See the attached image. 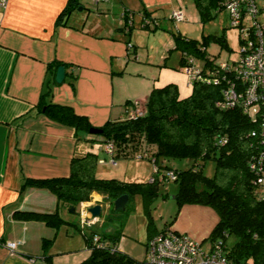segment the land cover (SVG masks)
<instances>
[{
  "label": "crops",
  "instance_id": "crops-1",
  "mask_svg": "<svg viewBox=\"0 0 264 264\" xmlns=\"http://www.w3.org/2000/svg\"><path fill=\"white\" fill-rule=\"evenodd\" d=\"M67 1L6 0L5 6L0 5V264H79L90 253L82 234L70 223L54 229L41 220L19 215L21 211L58 208L66 220L78 219L68 206L58 205L49 189L23 183L27 178L68 175L73 156L95 152L88 142L93 139L89 131L76 129L40 108L42 92L50 89L47 100L70 105L94 126L122 116L132 107V101L144 102L152 86L158 84L155 71L142 69L143 62L132 71L127 69L131 61L123 67L124 59H137L139 33L134 28L136 19L141 20L143 8L159 21L148 29L151 32L171 27L174 22L167 15L172 10L180 9L183 18L189 15V7L194 5L197 10L194 0H81L80 9L78 5L64 22L56 23ZM88 1L94 8L88 7ZM127 10L132 11L133 17L129 32L122 29L125 18L121 13ZM128 41L133 44L132 49L128 48ZM167 46L165 43L163 48ZM166 57L163 65L172 64ZM54 62L65 64L60 83L52 78L56 71L55 68L52 73ZM127 74L132 75L131 79ZM103 159L98 155V163ZM98 163L96 175L113 177L101 173L105 170ZM101 196L92 191L87 201L100 203L102 214ZM184 206L199 210L201 219L209 211L208 205ZM131 213L122 233L135 236L137 230L129 226ZM101 214L93 224L98 230L103 226ZM209 221L201 220L194 228L174 221L171 227L202 240ZM161 227L148 230L144 257L148 237ZM44 238H52L46 247L42 244ZM117 246L140 259V250L133 244Z\"/></svg>",
  "mask_w": 264,
  "mask_h": 264
},
{
  "label": "trees",
  "instance_id": "trees-1",
  "mask_svg": "<svg viewBox=\"0 0 264 264\" xmlns=\"http://www.w3.org/2000/svg\"><path fill=\"white\" fill-rule=\"evenodd\" d=\"M194 2L202 21L224 9L222 0ZM81 3V0H68L59 12L56 23L64 22L70 11ZM126 12L132 13L129 10ZM141 15L140 26L152 29L158 25V19L146 8H143ZM122 17L125 18L122 29L129 32L133 18L132 23L128 24L126 17ZM172 34L174 48L180 51V65L187 63L188 55L194 57L195 63L197 57L203 58V65L199 66L201 77H195L189 82L190 92L181 95L174 81L154 84L143 103L142 114L132 117L126 111L122 116L96 126L101 128V132L95 133L101 137L100 140L113 143L110 152L113 161L120 156H140L151 160L153 169L150 178L134 181L98 176L95 173L98 157L95 152L87 151L71 158L68 175L27 178L23 183L49 189L55 194L58 205H66L68 208L74 206V213L78 214V219L74 220L63 218L58 208L45 212L21 211L19 215L41 220L54 229L63 223L73 225L82 234L90 251L79 264H147L145 257L144 260L136 259L120 250L117 244L124 222L132 211L134 195L139 193L148 206L159 195L166 196V193L159 192V186L160 182L168 178L178 183L174 197L179 207L197 203L214 208L218 219L207 239L221 240L233 264H264V192L255 184V174L249 166L250 160L263 145L260 143L264 138L260 123L263 122L264 104L253 105L248 109L245 108L243 98H238L234 104H227L224 103L223 95L230 81L236 83L238 92H243L246 87L244 82L235 77L236 73L232 69L233 63L242 58L246 40L240 37L238 31L239 56L224 60L229 62L230 68L229 73L223 77L222 71L216 68L218 60L207 53L206 44L209 40H215L220 45H226L225 33H207L200 39L177 31ZM128 43L131 44L129 49H132L133 44ZM59 64L65 65L54 62L52 73ZM214 75L219 76L218 82L212 80ZM70 84L74 88V81ZM50 91L47 89L40 96L38 104L41 109L44 108V112L79 130L89 131L94 126L85 115L76 113L70 105L47 100ZM134 103L132 101V105ZM251 131L255 132L252 134ZM90 134L89 137L93 138ZM177 158H188L190 163L183 168L177 167L170 162ZM207 159L215 163L212 175L204 173ZM92 191L103 195L106 213L103 211L101 215L102 223L108 220L115 222L113 231L96 229L93 224L97 222L85 226L81 224L79 203L89 199ZM122 193H127L129 199L123 210H117L113 207V200ZM107 210L111 211L108 217ZM172 222L166 221L158 230H175L171 227ZM153 229L156 227L148 226L149 231ZM230 235H234L235 240L227 246L225 242ZM95 236L97 240H94ZM51 239L44 238L43 246L46 247Z\"/></svg>",
  "mask_w": 264,
  "mask_h": 264
},
{
  "label": "rangeland",
  "instance_id": "rangeland-1",
  "mask_svg": "<svg viewBox=\"0 0 264 264\" xmlns=\"http://www.w3.org/2000/svg\"><path fill=\"white\" fill-rule=\"evenodd\" d=\"M87 5L90 8H94V4L89 1ZM214 12L215 9H213L212 13ZM138 21L139 20L136 19L134 28V30L139 33L136 40V43L138 44V51L136 54L137 59H127V62L124 59L123 67L131 61V65L129 64L130 66L128 65L129 67L127 69H131L132 71L137 66H140L138 64L139 62H143L144 64L142 65V69L144 68V70H149L150 72L155 71L156 75L154 76L157 77L156 83L161 84L163 81H174L178 84L181 95H185L190 92L191 84L188 81V74L183 70L182 65L178 63L179 50L174 48V40L172 36L173 31H177L183 35L197 39H200L201 36L207 33L223 32V34L225 33L227 41L226 45H220L218 41L209 40L206 44L207 53L211 57H214L215 60L235 59L239 56V30L236 26L229 25L228 14L224 9L219 10L214 16L202 21L193 5L191 9L189 7V15H186V18L173 21L174 23H170L171 27L166 28L163 31H160L161 29H156L151 32L149 31L151 28L140 26V21ZM160 32L163 33L160 35ZM165 43H168L169 46L163 48ZM168 49L170 50L168 51ZM165 55L167 56L166 60L171 62L173 65H163ZM196 64L201 67L203 65V58L197 57ZM126 77L130 78L132 75L127 74ZM90 136H92L93 139H91L92 141H88L90 143L89 145L93 146V150L97 152L100 157L104 158L103 162L98 163L99 160L97 161L99 168L105 170L101 173H109L108 175H113V177H117L118 179L134 181L147 180L150 178L153 169L151 160L140 156H120L113 161L109 151H106L105 149L101 150V148H104V143L101 142L99 138L96 139L98 134L91 133ZM170 162H173L177 167L183 168L190 163V159L177 158ZM214 166V161L212 159H207L203 168L204 173L212 175L214 172ZM177 188L178 183L173 178H168L160 182L159 186V192L164 194L166 193L165 197L159 195L148 206H146L139 193L135 194L132 198L133 207L132 213L130 214L131 218L129 226H131V228L133 227L137 231H135V236L125 235L122 233L123 236L119 238L118 244L123 245V243L125 244L129 242L136 246L137 251L140 250L139 260H144L143 249L144 241L148 233V226L158 228L163 226L164 223L169 220H173V222H184L189 228H194L199 226L201 220L209 219L210 221L206 222L207 230L204 243L208 241L207 236L218 218L217 212L214 208L209 206V211L205 212L204 215L202 214L203 217L201 219L199 210L189 206H184V204L179 207L174 197ZM105 209L106 208H104L103 211ZM110 214L111 211L107 210L106 216L108 217ZM174 215L175 217H173ZM105 222L106 223L103 224L101 229L104 231H113L115 228V222L113 223L110 220ZM197 240L200 239L198 238ZM234 240L235 236L230 235L227 237L225 243L227 246H230Z\"/></svg>",
  "mask_w": 264,
  "mask_h": 264
},
{
  "label": "built area",
  "instance_id": "built-area-1",
  "mask_svg": "<svg viewBox=\"0 0 264 264\" xmlns=\"http://www.w3.org/2000/svg\"><path fill=\"white\" fill-rule=\"evenodd\" d=\"M0 5L5 6L6 0H0ZM222 6L228 14L230 25L236 26L240 37L246 40L243 44L242 58L235 61L232 67L236 73L235 77L244 82L246 87L243 92H238L236 83L230 81L228 88L223 91L224 103L234 104L238 98H243L245 108L248 109L253 105L264 104V0H222ZM121 15L126 17L128 24L132 23V13L122 11ZM183 17L180 9L172 10L168 15V18L174 21L181 20ZM146 20L147 17L144 21ZM249 36L254 38L251 39ZM130 46L131 44L128 43V48ZM182 68L188 74L189 82L195 77H201L200 67L195 63L193 56H187V63L183 64ZM216 68L222 71L224 77L229 73L230 65L227 61L218 60ZM212 80L218 82L219 76L214 75ZM260 101L263 103H259ZM143 111V103L135 100L127 113L134 117L142 114ZM262 117L263 122L260 125L264 135V116ZM254 132L251 131L252 134ZM260 143L263 144L262 148L250 160L249 166L254 171L255 184L264 192V138ZM103 149L111 152L113 143L109 141L104 143ZM101 200L103 195L99 201ZM95 201L83 200L79 203L80 222L84 226L97 220L98 216H92L87 209ZM97 239L95 236L94 240ZM145 260L147 264H233L221 240L204 243L202 240L171 228L157 230L148 237L145 245Z\"/></svg>",
  "mask_w": 264,
  "mask_h": 264
},
{
  "label": "water",
  "instance_id": "water-1",
  "mask_svg": "<svg viewBox=\"0 0 264 264\" xmlns=\"http://www.w3.org/2000/svg\"><path fill=\"white\" fill-rule=\"evenodd\" d=\"M81 7L82 6L79 5L78 8L80 9ZM64 76H65V67L63 64H60L56 68L54 79L56 82L60 83L63 81ZM89 132L90 133H99V132H101V128L96 127V126H92L91 128H89ZM128 199H129V196L127 193H122V194L118 195L113 200V207L117 210L124 209L125 204L127 203ZM68 209L70 212H74V210H75L73 205H70ZM87 209L92 216H99L101 214L102 205L100 203H95L93 205H90Z\"/></svg>",
  "mask_w": 264,
  "mask_h": 264
}]
</instances>
